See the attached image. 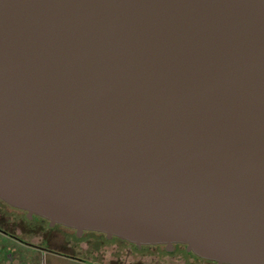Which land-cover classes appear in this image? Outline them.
<instances>
[{"label":"water","instance_id":"1","mask_svg":"<svg viewBox=\"0 0 264 264\" xmlns=\"http://www.w3.org/2000/svg\"><path fill=\"white\" fill-rule=\"evenodd\" d=\"M0 199L264 264V0H0Z\"/></svg>","mask_w":264,"mask_h":264},{"label":"flooded vegetation","instance_id":"2","mask_svg":"<svg viewBox=\"0 0 264 264\" xmlns=\"http://www.w3.org/2000/svg\"><path fill=\"white\" fill-rule=\"evenodd\" d=\"M0 233L6 236L0 264H32L30 258L36 264H227L201 257L181 243L138 245L100 231L79 232L1 199Z\"/></svg>","mask_w":264,"mask_h":264},{"label":"rangeland","instance_id":"3","mask_svg":"<svg viewBox=\"0 0 264 264\" xmlns=\"http://www.w3.org/2000/svg\"><path fill=\"white\" fill-rule=\"evenodd\" d=\"M5 240H6V236H5L4 234L0 233V250H1V248L3 247V243L5 242ZM24 252H25V253H29V254H33V251L30 250V249H27V248H25V251H24ZM29 260L31 261L32 264L35 263V259L32 260V259L30 258ZM58 261H61V260H58ZM35 264H36V263H35Z\"/></svg>","mask_w":264,"mask_h":264}]
</instances>
